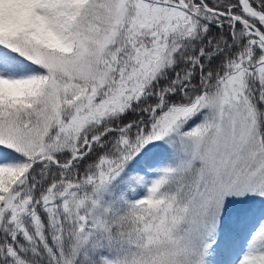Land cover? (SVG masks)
<instances>
[{
	"label": "snow or ice",
	"instance_id": "snow-or-ice-1",
	"mask_svg": "<svg viewBox=\"0 0 264 264\" xmlns=\"http://www.w3.org/2000/svg\"><path fill=\"white\" fill-rule=\"evenodd\" d=\"M0 264H264V0H0Z\"/></svg>",
	"mask_w": 264,
	"mask_h": 264
}]
</instances>
